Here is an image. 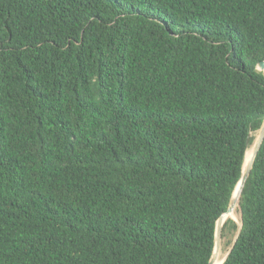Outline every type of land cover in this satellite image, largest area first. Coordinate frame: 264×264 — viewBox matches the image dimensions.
<instances>
[{"label":"trees","instance_id":"trees-1","mask_svg":"<svg viewBox=\"0 0 264 264\" xmlns=\"http://www.w3.org/2000/svg\"><path fill=\"white\" fill-rule=\"evenodd\" d=\"M263 60L264 0H0V264H209ZM239 203L264 264V141Z\"/></svg>","mask_w":264,"mask_h":264},{"label":"water","instance_id":"water-1","mask_svg":"<svg viewBox=\"0 0 264 264\" xmlns=\"http://www.w3.org/2000/svg\"><path fill=\"white\" fill-rule=\"evenodd\" d=\"M258 69L262 70L264 72V60L259 62L258 65H257ZM252 135V133L250 134V136ZM264 141V121H263V124L261 126V128L259 129V134H258V137L256 139V142H255V150H254V157L252 159L251 162L247 163L246 164V160L244 162V165H243V170H242V177L240 179V181L238 182L235 190H234V193H233V196H232V199H231V202H230V205L227 209L226 212H224L220 218L218 219L217 221V226H216V235H215V247H214V252H213V255L211 257V260H210V263L209 264H213V261H214V258H215V252L217 251V249L220 247L221 245V242H222V238H223V226H224V223H223V218L225 215L231 213L235 207V204H236V196H235V192L236 190L238 189V194L240 193V196L242 194V190L245 186V183L251 173V170L253 168V164L255 162V159H256V156L261 148V145ZM247 153V152H246ZM246 159V158H245ZM237 194V195H238ZM237 239V238H236ZM235 239V241H236ZM234 241V243H235ZM234 243L232 245V247L234 246ZM231 247V249H232ZM230 249V251H231ZM230 251L228 252V254L226 255V257L223 259V261L221 262V264L224 263V261L226 260V258L228 257Z\"/></svg>","mask_w":264,"mask_h":264},{"label":"rangeland","instance_id":"rangeland-1","mask_svg":"<svg viewBox=\"0 0 264 264\" xmlns=\"http://www.w3.org/2000/svg\"><path fill=\"white\" fill-rule=\"evenodd\" d=\"M258 134H259V131L252 133L254 140L252 141L251 145L248 148V154L251 153L253 145L255 144L256 139L258 137ZM230 218H232L235 221L237 227L230 226L226 232V235L223 236V238H222V242H221L222 245H221L220 252H219L221 262L223 261V259L226 257V255L230 251L236 237L239 234V231H240V228L242 225V220H241L242 213H241L240 205L237 206L236 211L234 213V217H230Z\"/></svg>","mask_w":264,"mask_h":264},{"label":"bare ground","instance_id":"bare-ground-1","mask_svg":"<svg viewBox=\"0 0 264 264\" xmlns=\"http://www.w3.org/2000/svg\"><path fill=\"white\" fill-rule=\"evenodd\" d=\"M254 150H255V145H253V148H252V151H251V153L250 154H248V150H247V153H246V164L247 163H249V162H251L252 161V159H253V157H254ZM238 189L236 190V192H235V196H236V204H235V207H234V209H233V211L231 212V213H229V214H227V215H225L224 216V220H223V223L225 224V222H226V220L228 219V218H230V217H234V213H235V211H236V208H237V206L238 205H240V203H239V200H240V193L238 194ZM222 245V244H221ZM221 245H220V247L217 249V251L215 252V258H214V261H213V264H221V258H220V248H221ZM219 257V258H218Z\"/></svg>","mask_w":264,"mask_h":264}]
</instances>
